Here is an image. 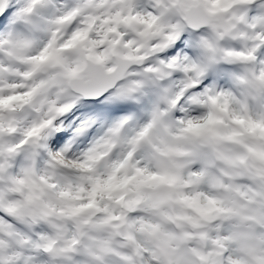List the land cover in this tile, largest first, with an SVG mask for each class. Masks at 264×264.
<instances>
[{
	"label": "clouds",
	"instance_id": "1",
	"mask_svg": "<svg viewBox=\"0 0 264 264\" xmlns=\"http://www.w3.org/2000/svg\"><path fill=\"white\" fill-rule=\"evenodd\" d=\"M0 264H264V0H0Z\"/></svg>",
	"mask_w": 264,
	"mask_h": 264
}]
</instances>
